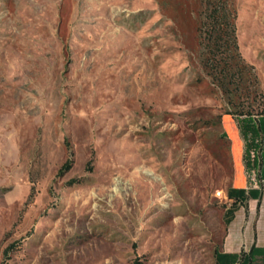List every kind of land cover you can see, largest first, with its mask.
Here are the masks:
<instances>
[{"label":"rangeland","instance_id":"374dc122","mask_svg":"<svg viewBox=\"0 0 264 264\" xmlns=\"http://www.w3.org/2000/svg\"><path fill=\"white\" fill-rule=\"evenodd\" d=\"M199 6L0 0V264H217L228 189L264 187L202 66ZM236 7L258 106L264 0Z\"/></svg>","mask_w":264,"mask_h":264},{"label":"trees","instance_id":"16d2710c","mask_svg":"<svg viewBox=\"0 0 264 264\" xmlns=\"http://www.w3.org/2000/svg\"><path fill=\"white\" fill-rule=\"evenodd\" d=\"M197 14L196 33L201 46L202 66L211 77L214 88L224 95L227 106L225 113L239 121L246 148L260 150L261 177L264 181V102L257 107L254 105L258 98L263 101V95L254 66L247 63L240 52L236 0H200ZM71 165L72 160L67 159L59 173L70 169ZM252 191L248 190V194ZM243 192V188L230 187L228 196L242 201L237 194ZM12 247L13 244L8 249ZM250 253H254V247ZM215 257L218 264H243L244 260L243 253L240 256L218 250Z\"/></svg>","mask_w":264,"mask_h":264},{"label":"crops","instance_id":"0c3cea01","mask_svg":"<svg viewBox=\"0 0 264 264\" xmlns=\"http://www.w3.org/2000/svg\"><path fill=\"white\" fill-rule=\"evenodd\" d=\"M245 192L237 194L242 201L227 199L225 208L227 233L221 244L222 253H243V264H264V193L260 187L234 186ZM252 189L249 195L248 190ZM254 247V253H250ZM223 261V260H222ZM218 264V263H217ZM224 264V262H222Z\"/></svg>","mask_w":264,"mask_h":264},{"label":"built area","instance_id":"2783aa9c","mask_svg":"<svg viewBox=\"0 0 264 264\" xmlns=\"http://www.w3.org/2000/svg\"><path fill=\"white\" fill-rule=\"evenodd\" d=\"M262 181H263V180H262ZM262 185H263V187H264V181H263Z\"/></svg>","mask_w":264,"mask_h":264}]
</instances>
